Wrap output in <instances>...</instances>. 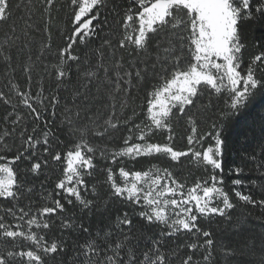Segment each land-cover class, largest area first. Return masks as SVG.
<instances>
[{"label": "snow or ice", "instance_id": "snow-or-ice-1", "mask_svg": "<svg viewBox=\"0 0 264 264\" xmlns=\"http://www.w3.org/2000/svg\"><path fill=\"white\" fill-rule=\"evenodd\" d=\"M256 23L264 0H0V264H264Z\"/></svg>", "mask_w": 264, "mask_h": 264}, {"label": "trees", "instance_id": "trees-1", "mask_svg": "<svg viewBox=\"0 0 264 264\" xmlns=\"http://www.w3.org/2000/svg\"><path fill=\"white\" fill-rule=\"evenodd\" d=\"M248 37L249 41L251 42V47H249L248 52L246 53V58L252 54H258L260 51V46L264 44V24L256 23L250 27L248 30ZM53 40L58 44L60 41L54 35ZM264 101H258V104ZM239 119V118H237ZM186 144V141L183 142ZM183 144L180 141H177L178 147H182ZM243 155V153H238L237 146L230 140L229 148L225 153L224 157V168L225 174L227 177L228 170L234 167L235 164H239V156ZM147 167V163L144 164ZM251 167V166H250ZM173 171H178L181 175L187 180L188 185L191 186L194 177H197L200 173L197 172L194 166L189 165L188 161L185 160L184 167L181 168L180 166H176ZM247 173V169L245 170ZM228 179V187L230 188L231 185V178ZM240 212H245V209H237V214ZM259 210H252V215L247 216V219L244 220L241 227L244 230L245 235H256L259 236L264 234V220L258 219ZM244 219L243 217L241 218ZM212 229H215V237L218 241H222L225 244L229 242H235L239 239L236 232L237 229L234 225H230L228 223L222 222L217 220L215 223L212 224Z\"/></svg>", "mask_w": 264, "mask_h": 264}]
</instances>
